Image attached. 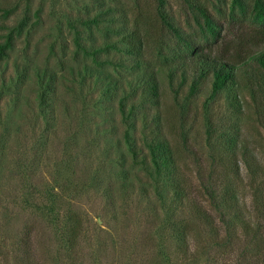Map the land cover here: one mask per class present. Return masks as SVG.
Here are the masks:
<instances>
[{"label":"rangeland","instance_id":"obj_1","mask_svg":"<svg viewBox=\"0 0 264 264\" xmlns=\"http://www.w3.org/2000/svg\"><path fill=\"white\" fill-rule=\"evenodd\" d=\"M6 1L12 9L0 11V44L10 34L13 42L0 55V264H186L179 250V224L192 214L169 200L165 181L157 178L155 183L146 166L127 152L128 127L138 147L148 151L145 143L151 138L141 117L152 111L153 118L159 110L143 94L140 71L159 73L162 103L174 127L181 124L176 105L193 115L184 127L195 181L198 160L207 149L208 118L218 140L238 143L241 133L240 141L264 156V78L244 68L239 87L212 97L208 83L189 97V81L182 86L167 76L165 57L171 56L176 40L154 28L153 0H0V5ZM103 1L107 18L99 13ZM232 1L207 0L217 15ZM240 1L245 8L254 0ZM166 2L175 25L180 19L187 35H199L197 25L187 23L181 0ZM82 16L99 21L84 25ZM136 21L153 27L155 34L144 58L127 54L120 41ZM20 24L24 28L18 33ZM77 32L89 52L101 48L99 64L76 46ZM102 70L117 81L113 96L97 80ZM52 75L59 78L54 93L47 91ZM45 95L51 110L44 107ZM123 99L133 111L127 122ZM176 144L187 153L182 142ZM69 215L83 220L74 250L67 242ZM29 232L38 237L35 263L21 251ZM216 259L211 250L191 264H215Z\"/></svg>","mask_w":264,"mask_h":264},{"label":"trees","instance_id":"obj_2","mask_svg":"<svg viewBox=\"0 0 264 264\" xmlns=\"http://www.w3.org/2000/svg\"><path fill=\"white\" fill-rule=\"evenodd\" d=\"M153 1L158 23L154 28L159 27L161 32L171 33L176 40L171 56L165 57L167 76L170 83L181 80L182 86L189 81V97L208 83L212 85V97L231 86L239 87L238 77L244 68L252 69L253 74L264 78V0H254L245 8L240 0H233L230 7L221 9L218 15L207 0H181L187 23L196 24L199 35H187L190 31L183 27L180 19L179 26L175 25L167 8V0ZM7 3L0 5V11L9 13L12 8L8 10ZM99 13H102L103 18L108 16L104 1ZM82 20L84 25L99 21L98 18L87 19V16H82ZM23 25L20 24L18 33L24 28ZM129 28L123 32L120 41L126 46L127 54L144 58L155 36L153 27L147 28L142 22L136 21L134 27ZM12 42L13 36L10 34L7 43L0 44V55L10 49ZM75 42L83 53L92 55L99 64L98 53L101 48L89 52L78 32ZM154 42L157 43L156 38ZM137 67L141 69L139 63ZM140 73L144 84L143 94L153 99L159 110L153 118L152 111L143 113L141 117L145 133H149L151 138V142L145 143L148 151L138 147L135 138L130 135L131 127H128L124 135L127 152L135 161L140 160L146 166L155 183L157 178L165 181L169 200L192 214V219H182L179 224V250L184 262L191 264L200 254L212 250L217 257L215 264H264V156L241 142V133L238 134V143L224 144L218 140L213 120L208 118L205 131L207 149L198 160L200 166L196 174H199V178L195 181L189 161L193 149L184 127H187L193 115L183 112L184 106L180 108L176 105L177 111L180 110L181 124L174 127L167 116L169 110L165 112L166 105L162 103L159 73L153 69L141 70ZM97 77L106 87L107 94L113 96L114 90L118 88L117 81L109 78L103 70ZM58 84L59 78L52 75L47 83V91L56 92ZM47 97L45 95L42 99L45 101L44 107L51 110ZM121 111L126 122L129 121L128 117H132L133 111L127 110L125 99L121 101ZM132 122L134 128L136 120ZM165 128H169L167 133ZM176 142H182L186 154ZM240 155L243 157L240 158ZM49 208L51 212L55 210L54 207ZM69 221L67 242L69 249L74 250L78 247L84 229L83 220L77 215H69ZM20 243L21 251L35 263L39 256L36 234L32 236L30 232L27 233Z\"/></svg>","mask_w":264,"mask_h":264}]
</instances>
